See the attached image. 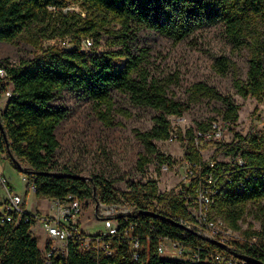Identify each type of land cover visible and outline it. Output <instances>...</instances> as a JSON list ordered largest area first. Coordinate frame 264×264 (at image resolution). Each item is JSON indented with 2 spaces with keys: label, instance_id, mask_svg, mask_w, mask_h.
<instances>
[{
  "label": "trees",
  "instance_id": "1",
  "mask_svg": "<svg viewBox=\"0 0 264 264\" xmlns=\"http://www.w3.org/2000/svg\"><path fill=\"white\" fill-rule=\"evenodd\" d=\"M70 4L79 6L80 11L62 10ZM216 21L224 24L236 46L247 45L250 51L246 79L234 78L236 92L260 100L264 97V0H0V41L13 42L20 33L34 29L37 32H31L32 37H70L72 42L67 47H39V54L17 62L0 58V67L6 72L0 76V92L10 90L4 108L0 109V155L11 160L14 156L27 164L20 169L37 197H64L72 193L104 203L121 195L134 200L136 209L128 216L139 222V236L148 245V251L141 253V259L146 258L144 264H215V253L237 259L231 251L246 253L264 263V215L260 229L252 234L258 245L229 240L221 246L195 230L170 222L167 218L176 220L184 209L173 193L159 192L154 179L132 185L129 191L116 196L110 191V183L101 177L84 179L66 168L55 169L54 153L59 146L55 129L66 116L67 108L53 100L62 88L79 90L107 109L113 105V90L128 93L134 104L156 109L158 114L151 128L137 132L145 149L138 156L137 168L143 170L152 158L167 161L154 140L170 136L169 116L181 115L188 105L169 97L166 84L146 68L149 50L139 45L137 31L145 27L177 41L197 27ZM101 32L108 34L109 48L82 49L84 38L97 40ZM218 64L225 69L227 61L221 58ZM195 91L220 100L224 105L222 121L228 125L235 121L239 105L231 95L203 83H196ZM211 121L199 122L196 129L207 130ZM181 138L190 141L192 150L188 149L186 160L198 163L200 174L213 172L222 178L211 216L239 229L244 205L264 198V124H252L245 135L235 133L228 142H207L216 152L240 154L244 161L241 165L212 159L213 166H208L201 158L200 148L194 145V131L188 129ZM222 169L229 170L228 177H224ZM151 200L161 204L158 213L164 217L138 212ZM32 214L25 210L27 221L16 215L9 221L0 220V264H46L30 228L34 222ZM159 236L187 245L198 253V261L161 257L157 252ZM117 254L96 260L69 246L67 258L55 253L50 264H133L120 261Z\"/></svg>",
  "mask_w": 264,
  "mask_h": 264
},
{
  "label": "rangeland",
  "instance_id": "2",
  "mask_svg": "<svg viewBox=\"0 0 264 264\" xmlns=\"http://www.w3.org/2000/svg\"><path fill=\"white\" fill-rule=\"evenodd\" d=\"M69 10L79 12L80 8L70 4L65 11ZM31 32L34 34L37 31L32 29L30 32H22L13 42L0 41V58L8 57L12 62H17L39 54V47H67L72 44L70 37H32ZM91 39L94 44L89 47L81 41L82 49L102 51L110 47V40L105 32H101L97 40L94 37ZM137 40L139 45H144L149 50L146 68L166 84L169 97L188 105L181 115H177L179 117L169 116L173 120L172 128L177 137L172 140H154L158 150L166 156L167 171L160 170L157 158L150 159L143 170L137 168L139 154L145 153L137 132L151 128L154 116L158 114L156 109L134 104L128 93L118 90L111 92L113 105L109 109L72 88H62L53 100L54 104L67 108L66 116L55 129L59 141L54 153L55 169L61 171L66 168L89 178L101 177L110 183V191L116 196L129 191L132 185L148 179L157 181L159 192L173 193L185 173L186 153L188 149L192 150L190 141L182 139V134L186 135L188 129L193 132L199 122L212 120L223 125V103L196 93V83L213 87L221 94L231 95L239 105L237 118L231 125L223 126V137L219 141L228 142L235 133L245 135L252 124H257L258 127L264 124V97L260 100L251 95L242 97L233 85L236 77L246 79L249 48L247 45L236 46L227 35L222 22L201 25L177 41L143 27L137 31ZM221 58L227 61L225 69H221L218 64V59ZM5 86L10 88L9 84ZM5 97L6 93L0 92V108L4 106ZM198 147L203 161H227L228 155L223 151L216 152L207 141L199 140ZM17 161L21 168L27 166L25 162ZM0 173L7 177L9 189L22 197L26 211L33 214L38 211L42 216L53 213L49 198L37 197L33 188L27 186V182L22 179L23 171L4 155H0ZM6 198L7 192L0 184V211ZM100 207L99 202L89 203L80 215V225L85 232L105 231L114 224L112 219L97 218L104 217ZM263 215L264 198L248 201L238 220L239 229L232 228L230 241L235 240L241 245L258 243L252 238V234L260 229ZM31 228L43 255L49 236L39 220ZM170 255L164 252L160 254L161 257ZM173 256L177 257L178 253L174 252Z\"/></svg>",
  "mask_w": 264,
  "mask_h": 264
},
{
  "label": "built area",
  "instance_id": "3",
  "mask_svg": "<svg viewBox=\"0 0 264 264\" xmlns=\"http://www.w3.org/2000/svg\"><path fill=\"white\" fill-rule=\"evenodd\" d=\"M67 6L63 7L65 11ZM87 47L92 46V39L84 38ZM6 75L4 68L0 67V76ZM6 94H10L7 89ZM179 117V116H177ZM171 127H172V119ZM219 125L217 121H211L209 128L205 131L194 130V145L198 147L199 140L203 141H219L223 137L226 124ZM177 135L171 128L170 136L167 140L175 139ZM184 137V134H183ZM4 155V154H2ZM230 165H241L244 163L240 154L228 155L227 161ZM160 170H168V161L157 162ZM208 166H213V161L208 162ZM225 172V178L229 176V170ZM223 175V174H222ZM22 179L26 181L23 174ZM196 179V180H193ZM6 177L0 174V184L7 192V198L2 204L0 211V220H12L14 216L24 217L29 220V216L24 215L25 209L22 205V197L11 191L6 184ZM222 178L213 172L200 174L199 164L190 160H185V173L181 176L180 183L173 191L174 198L179 201L184 209V213L177 217V221L182 223L186 229L195 230L198 234L214 238L222 243L228 242L229 235L233 231L221 218L212 217V205L214 197L222 186ZM34 188L33 185L30 186ZM50 207L53 213L42 216L39 212L32 214L33 221L39 220L46 230L49 239H47L44 247L43 258L46 264H50L53 254L67 258L69 246L79 252L89 254L96 260L100 256H113L119 254V260H129L133 264H144L146 258L141 259V253L148 251V245L143 243L138 233L139 222L129 219V213L136 209L134 200L128 199L126 196H119L115 201L104 203L91 198H82L76 194L69 193L64 197L49 198ZM100 203L101 215L99 219H112L114 224L108 229L99 230L96 233H87L80 225V215L89 203ZM145 209L159 212L162 210L161 204L155 200L145 203ZM118 215V216H117ZM33 222V223H34ZM153 227V226H152ZM252 238H257L252 236ZM259 243H249L248 245H258ZM168 250V251H166ZM157 252L160 255L171 254L169 258H177L183 260L198 261L199 255L187 245H183L178 241L170 239L168 236H159L157 238ZM174 252L178 256H173ZM117 254V255H118ZM215 264H248V262L237 258L228 257L215 253L213 255ZM239 260V262L237 261ZM238 262V263H237Z\"/></svg>",
  "mask_w": 264,
  "mask_h": 264
},
{
  "label": "water",
  "instance_id": "4",
  "mask_svg": "<svg viewBox=\"0 0 264 264\" xmlns=\"http://www.w3.org/2000/svg\"><path fill=\"white\" fill-rule=\"evenodd\" d=\"M12 160L14 161V163L19 168H21L20 163L16 160V158L14 156L12 157ZM72 175L77 176V177H82L84 179H88L89 178V177L83 176L81 174H72ZM138 212L139 213L148 214V215L153 216V217H160V218L164 217L162 214H160V213H158L156 211H153V210H149V209H139ZM167 219L170 222L174 223L175 225H177L179 227H182V228H185V226L182 223H180V222H178V221H176V220H174L172 218H167ZM209 240L211 242H213V243L218 244V245L225 246L224 243H222V242H220V241H218L216 239L209 238ZM231 253L234 254L236 257H238L240 259H243L244 261H247V262H250V263H255V264H264L262 261L254 258V257H252V256H250V255H248L246 253H241V252H238V251H231Z\"/></svg>",
  "mask_w": 264,
  "mask_h": 264
},
{
  "label": "crops",
  "instance_id": "5",
  "mask_svg": "<svg viewBox=\"0 0 264 264\" xmlns=\"http://www.w3.org/2000/svg\"><path fill=\"white\" fill-rule=\"evenodd\" d=\"M8 95H9V94H6L4 106H5V104H6V101H7ZM4 106H3V108H4ZM3 108H0V109H3ZM0 174H1V173H0ZM5 177H6V176H5ZM6 179H7V177H6ZM33 191H34V189H33ZM22 205H23V207H24V204H22ZM36 212H38V211H36ZM32 225H33V223L31 224L30 228L32 227ZM31 230H32V228H31Z\"/></svg>",
  "mask_w": 264,
  "mask_h": 264
}]
</instances>
